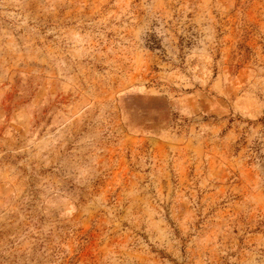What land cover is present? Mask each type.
Wrapping results in <instances>:
<instances>
[{
    "label": "rangeland",
    "instance_id": "1",
    "mask_svg": "<svg viewBox=\"0 0 264 264\" xmlns=\"http://www.w3.org/2000/svg\"><path fill=\"white\" fill-rule=\"evenodd\" d=\"M0 264H264V0H0Z\"/></svg>",
    "mask_w": 264,
    "mask_h": 264
}]
</instances>
